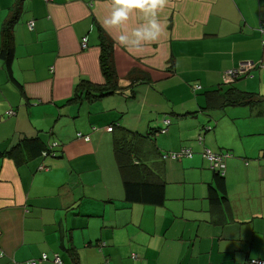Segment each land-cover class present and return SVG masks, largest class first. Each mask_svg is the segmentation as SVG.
Masks as SVG:
<instances>
[{
  "label": "crops",
  "instance_id": "obj_1",
  "mask_svg": "<svg viewBox=\"0 0 264 264\" xmlns=\"http://www.w3.org/2000/svg\"><path fill=\"white\" fill-rule=\"evenodd\" d=\"M111 6L0 0V49L2 28L14 21L10 74L0 56V264L264 261V0H168L158 12L162 35L140 54L115 42L118 28L110 36L102 27ZM140 19L133 13L128 27ZM99 30L114 44L117 83L115 93L95 97L86 90L107 86ZM245 61L262 66L233 87L260 101L215 106L228 88L224 71ZM127 132L149 135L144 140L160 156L193 152L180 160L144 158L162 165L161 205L126 199L115 141L130 139ZM25 139L47 148L57 141V155H31L21 147ZM204 148L230 154L224 202L208 198L214 170ZM42 254L48 259L38 260Z\"/></svg>",
  "mask_w": 264,
  "mask_h": 264
},
{
  "label": "trees",
  "instance_id": "obj_2",
  "mask_svg": "<svg viewBox=\"0 0 264 264\" xmlns=\"http://www.w3.org/2000/svg\"><path fill=\"white\" fill-rule=\"evenodd\" d=\"M13 23L14 21L11 19L2 28V46L0 49V56L4 60L5 69L8 74L11 73V63L14 56L11 41ZM84 38H82V40ZM99 38L101 48L100 65L107 86H102L101 88L96 87L94 89L96 92L91 89L86 90L87 92L91 91V94L95 97L115 93L113 88L117 83V74L113 58L114 44L102 30H99ZM82 40L81 44L83 42ZM262 40L263 36L261 37V41ZM9 77L12 78L11 76ZM233 85L234 82L225 85L222 84V86H227L228 88L223 94L218 93V96L213 98L212 103L215 106L221 107L223 104L235 105L247 103L250 105L256 104L260 101L257 97H255V94L236 90ZM127 134L131 137L130 139L126 140L127 135L122 134L121 138L116 139L115 141V155L121 164L126 199L129 202L154 206L161 205L164 201L162 165L158 160L149 163L145 162L144 158L161 157L163 159V153L160 156V152L158 153L155 146L144 140V137L149 138V135L146 136L130 132H127ZM21 147L24 150L29 151L31 155H35L37 153L41 154V152L47 148L46 145L42 146L34 139H25L21 144ZM143 147H145V152ZM148 152H155L156 154H146ZM55 155L57 154L55 153ZM137 172L141 175L140 179L135 178V173ZM208 198L214 203H221L227 200L225 178L220 172L214 171V180L213 183L209 185Z\"/></svg>",
  "mask_w": 264,
  "mask_h": 264
},
{
  "label": "clouds",
  "instance_id": "obj_3",
  "mask_svg": "<svg viewBox=\"0 0 264 264\" xmlns=\"http://www.w3.org/2000/svg\"><path fill=\"white\" fill-rule=\"evenodd\" d=\"M167 2L168 0H112L110 15L102 21V27L110 36V30L118 28L119 34L113 37L115 42L131 54H140L147 44L157 41L162 35L164 26L158 19V12L164 9ZM133 13L141 19L136 26L128 27Z\"/></svg>",
  "mask_w": 264,
  "mask_h": 264
},
{
  "label": "built area",
  "instance_id": "obj_4",
  "mask_svg": "<svg viewBox=\"0 0 264 264\" xmlns=\"http://www.w3.org/2000/svg\"><path fill=\"white\" fill-rule=\"evenodd\" d=\"M34 22L33 21H29L28 22V27L29 28H33ZM260 31L261 33L264 35V26L260 27ZM82 48L86 47V40L85 38L82 40ZM262 42L264 43V39L262 40ZM262 65L257 64L253 61H245L242 62L239 66L235 67V68H231V69H227L226 71H224L223 76H222V84H230L236 81V79H238L241 75L244 74H249L251 72L252 69L256 68V67H260ZM196 89L201 88L200 85H195L194 86ZM13 111H9L8 115H12ZM164 126H168L170 125L171 121L170 119H164ZM94 129H96L94 127ZM107 131H112L113 126H108ZM210 127L207 126L206 130H209ZM166 131V128H163L160 130L161 133H164ZM76 137L83 139L85 141H89L90 137L87 134H82L81 132H77L76 133ZM204 140L203 135L198 136V141L200 142V144H202ZM56 147H58V142L57 141H53L52 143H50L49 147L46 148L45 150H43L41 152V155L44 157L47 156H55V152L53 151ZM193 152L190 148L184 147L181 148L178 151H168L163 153V159L166 158H172V159H177L180 160L182 158H188V157H192ZM202 156L210 163L211 168L216 171V172H220L222 175H224V168H225V164H224V159L228 156H230V154L228 152H220V153H214L212 152L210 149L204 148L203 152H202ZM40 169H45L43 167L40 166ZM104 243H101V245H103ZM48 257L46 254H42L41 257L38 260H47ZM53 261L55 263H61L60 259L58 257H55L53 259ZM36 262V260L31 261L29 264H34ZM249 264H264L263 260H258V259H251L249 261Z\"/></svg>",
  "mask_w": 264,
  "mask_h": 264
},
{
  "label": "rangeland",
  "instance_id": "obj_5",
  "mask_svg": "<svg viewBox=\"0 0 264 264\" xmlns=\"http://www.w3.org/2000/svg\"><path fill=\"white\" fill-rule=\"evenodd\" d=\"M241 64V63H240ZM213 126H211V128H212ZM93 130H94V127H93ZM209 132V131H208Z\"/></svg>",
  "mask_w": 264,
  "mask_h": 264
}]
</instances>
